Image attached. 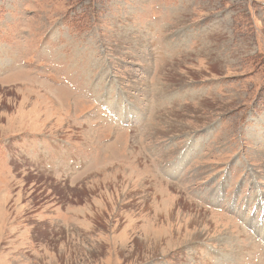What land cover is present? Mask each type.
<instances>
[{"label": "rangeland", "instance_id": "1", "mask_svg": "<svg viewBox=\"0 0 264 264\" xmlns=\"http://www.w3.org/2000/svg\"><path fill=\"white\" fill-rule=\"evenodd\" d=\"M74 5L0 0V264H264V0Z\"/></svg>", "mask_w": 264, "mask_h": 264}, {"label": "trees", "instance_id": "2", "mask_svg": "<svg viewBox=\"0 0 264 264\" xmlns=\"http://www.w3.org/2000/svg\"><path fill=\"white\" fill-rule=\"evenodd\" d=\"M74 1H75V5L84 2L85 4H87V6H94L96 2L101 1V0H74Z\"/></svg>", "mask_w": 264, "mask_h": 264}]
</instances>
